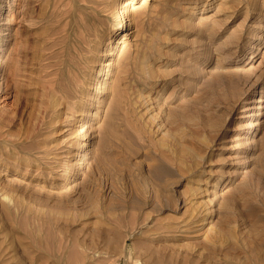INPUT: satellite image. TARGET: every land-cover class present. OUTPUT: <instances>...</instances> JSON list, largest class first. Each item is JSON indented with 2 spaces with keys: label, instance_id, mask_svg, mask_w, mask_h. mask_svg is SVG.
<instances>
[{
  "label": "rangeland",
  "instance_id": "374dc122",
  "mask_svg": "<svg viewBox=\"0 0 264 264\" xmlns=\"http://www.w3.org/2000/svg\"><path fill=\"white\" fill-rule=\"evenodd\" d=\"M116 1L0 0L2 54L7 70L17 68L7 81L0 75V264H83L111 230L120 253L113 242L94 264H137L167 211L195 221L180 236L192 244L177 256L185 252L186 264H264V116L249 133L262 161L235 165L218 149L262 97L264 0H134L117 39ZM82 37L94 54L76 49ZM86 55L94 62L85 68ZM80 76L72 108L42 111L47 84L72 91ZM223 169L208 200L202 192ZM156 193L178 209L142 224ZM159 252L154 261L165 264Z\"/></svg>",
  "mask_w": 264,
  "mask_h": 264
},
{
  "label": "bare ground",
  "instance_id": "6f19581e",
  "mask_svg": "<svg viewBox=\"0 0 264 264\" xmlns=\"http://www.w3.org/2000/svg\"><path fill=\"white\" fill-rule=\"evenodd\" d=\"M133 1L134 0H117L116 1V3H115V5L111 8L112 10H111V18H110V20H109V28H110V30H112L113 32H112V35L114 34V37L117 39V37L118 36H120L121 35V37H123L124 36V34L125 33H122L121 34V32H122V30H123V27H124V24H125V20H124V18H125V14L129 11V9H130V7H132V4H133ZM20 2V1H19ZM18 2V3H19ZM84 2V1H83ZM80 3V2H79ZM68 4V3H67ZM13 5V4H12ZM11 5V6H12ZM19 5V4H18ZM28 5V4H27ZM131 10V9H130ZM17 14V13H16ZM204 17V16H203ZM201 18V17H200ZM8 19V18H7ZM55 19V18H54ZM7 21L8 20H6V22L5 23H7ZM213 21V20H212ZM65 26V25H64ZM62 27H63V25H62ZM65 29V28H64ZM19 31H20V29H19ZM22 31V30H21ZM132 31V30H131ZM213 31V30H212ZM93 34H95L94 32H93ZM0 35H2L1 33H0ZM14 35H15V33H14ZM16 36V35H15ZM15 36H14V38H15ZM20 37V36H19ZM19 37H18V39H19ZM55 37V36H54ZM89 37V36H88ZM13 39V38H12ZM16 39V38H15ZM14 39V40H15ZM21 39V38H20ZM17 40V39H16ZM55 40V39H54ZM64 40V39H63ZM87 40H89V38H85V37H82V38H80L79 39V45L77 44V47H76V49H79L80 51H81V53L83 52V53H85V52H88L89 53V51H91V49L92 48H94V47H91V44H90V42H88ZM90 40H91V38H90ZM53 41V40H52ZM5 42V41H4ZM3 42V40L0 38V75L2 74V76H5V78L3 79V80H5V81H7L6 79H7V76H9V75H13V74H15V69H17L16 68V66H15V64L12 66V68H9V70H7L6 69V60H7V57H4L3 58V55L4 54H2V52L4 51V48H5V44L6 43H4ZM15 42V41H14ZM2 43V44H1ZM19 43V42H18ZM92 43V42H91ZM14 43H12V45H13ZM219 44V43H218ZM217 44V45H218ZM11 45V46H12ZM123 45V44H122ZM59 46V45H58ZM93 46V45H92ZM124 46V45H123ZM58 48V47H57ZM11 49V48H10ZM59 50V49H58ZM93 50V49H92ZM94 51V50H93ZM91 53H93L92 51H91ZM110 53V48H109V51H107L106 53H105V55H108ZM121 53V52H120ZM9 54V53H8ZM56 54V53H55ZM58 54V53H57ZM94 54V53H93ZM125 55V54H124ZM80 56V55H79ZM122 57V56H121ZM43 58V57H42ZM59 58V57H58ZM117 58V57H116ZM44 59V58H43ZM118 59V58H117ZM116 59V60H117ZM84 61H85V65H83L85 68H86V66L89 64V63H91V61H93L94 59H93V57L92 56H88V55H86V56H84V59H83ZM121 60V59H120ZM15 61V60H14ZM18 61V60H17ZM11 62H13L12 61V58H11ZM27 62V61H26ZM33 62V61H32ZM32 62H29V63H32ZM36 62V61H35ZM34 62V63H35ZM82 62V61H81ZM94 62V61H93ZM92 62V63H93ZM21 63V62H20ZM48 63V62H47ZM46 63V64H47ZM96 63V62H95ZM116 63H118V62H116ZM23 64V63H22ZM49 64V63H48ZM57 64V63H56ZM59 64V63H58ZM109 62L106 64V66H109ZM17 65V64H16ZM27 65H29V64H27ZM34 65V64H33ZM60 65V64H59ZM116 65V70H115V72L113 73V74H115V73H117V71L119 70V67H120V64H115ZM26 66V65H25ZM24 66V67H25ZM35 66V65H34ZM37 66V65H36ZM49 66V65H48ZM80 66V65H79ZM124 66V65H123ZM17 67H19V65L17 66ZM44 67V66H43ZM90 67V66H89ZM96 67V66H95ZM29 68H30V65H29ZM37 68V67H36ZM78 68V67H77ZM76 68V69H77ZM18 69H20V68H18ZM82 69V68H81ZM22 70H23V68H22ZM44 70V69H43ZM47 70V69H46ZM89 70H91V68H89ZM94 70V69H93ZM263 70V69H262ZM261 70V71H262ZM25 71H27V70H25ZM55 71V70H54ZM59 71V70H58ZM99 71V70H98ZM121 71V70H120ZM264 71V70H263ZM17 72V71H16ZM28 72H29V69H28ZM28 72H27V74H28ZM31 72V71H30ZM32 72H34V71H32ZM39 72V71H38ZM49 72V71H48ZM109 72V71H108ZM26 73V72H25ZM36 73V72H35ZM44 73V72H43ZM88 73V72H87ZM122 73V71L119 73L118 72V74H121ZM125 73V72H124ZM123 73V74H124ZM22 75H23V73H21ZM30 74V73H29ZM32 74V73H31ZM36 74H34V76H35ZM88 75V74H87ZM111 75V74H110ZM16 76V75H15ZM21 76V75H20ZM25 76V75H24ZM30 76V75H29ZM52 76V75H51ZM119 76V75H118ZM151 77H153L152 75H150ZM1 77V76H0ZM90 77V76H89ZM116 77V75L114 76V78ZM20 78V77H19ZM25 78V77H24ZM27 78H28V76H27ZM78 78V77H77ZM21 80L23 79V78H20ZM28 79H30V77L28 78ZM27 79V81H28V83H30L31 81L30 80H28ZM33 78H32V75H31V80H32ZM75 79V78H74ZM116 80L113 82V80H112V84L110 85L111 87H109L110 88V90L112 89V87H113V85H114V83L115 82H118V81H120V80H118L117 78H115ZM20 80V81H21ZM24 80V79H23ZM87 80V79H86ZM25 81V80H24ZM33 81V80H32ZM83 81V78H82V76H80V78H78V80L76 81V84H78V88H76L75 87V89H72V91H63V90H58V89H56L55 87H53V85L52 86H49V84H47V86L43 89V87L45 86L44 84V86H41V89H43V95H44V99H43V101H42V106L44 107L43 108V110L42 111H44V109L46 110V109H50L51 111H53V112H57V111H59V110H63V108H65L66 107V109H67V111H68V109L70 108L69 106H71L73 103H71V101H73V100H75L78 96H80L79 95V93H81L82 92V87L80 86V84H81V82ZM89 81V80H88ZM87 81V82H88ZM23 82V81H22ZM262 82L264 83V78H262ZM24 83H26L27 84V82H24ZM31 83H33V82H31ZM36 83V82H35ZM46 83H47V81H46ZM88 84V83H87ZM110 84V83H109ZM117 84V83H116ZM119 84V83H118ZM28 85H30V84H28ZM35 85V84H34ZM63 85V84H62ZM77 86V85H76ZM116 86V85H115ZM86 87V86H85ZM71 90V89H70ZM74 90V91H73ZM109 90V89H108ZM107 90V91H108ZM126 90V89H125ZM106 91V92H107ZM113 91V90H112ZM127 91V90H126ZM79 92V93H78ZM42 93H41V96H42ZM86 93V92H85ZM84 94V93H83ZM86 95V94H85ZM84 95V96H85ZM82 96V95H81ZM260 96H264V85L263 86H261L260 87ZM262 97H257V98H254V99H251V100H249L248 101V104L246 105V106H244L243 108H242V114L239 116V119H240V121L239 122H237V123H235L234 124V126L232 127V133L231 134H229L226 138H225V140H224V142H225V144L224 145H222V146H220L218 149H224L225 147L230 151V153H229V155H228V158H233L234 159V161L232 162L233 164H235V165H237V164H240V165H245V164H248L249 162H251V161H253V160H263V159H261L262 158V154L260 153V152H255L256 151V147L255 146H253V144H254V142L255 141H253V139L252 138H250L249 137V133L251 132V130H252V128H253V126H254V123H256V121L257 120H259V119H261L263 116H264V99H262ZM82 98V97H81ZM80 98V99H81ZM83 99V98H82ZM40 101H41V99H40ZM128 101H129V99H128ZM67 107H69V108H67ZM71 108H72V106H71ZM77 110V109H76ZM81 110V109H80ZM48 111V110H47ZM73 111V110H72ZM71 111V112H72ZM79 112V111H78ZM85 111H81L80 113H78L77 115H78V117H77V120H76V122L73 124V129H72V131H75L76 132V134L77 135H80L81 134V128H82V125L80 124L81 123V120H82V118H83V115H86V114H83ZM166 112V111H165ZM168 112V111H167ZM43 113V112H42ZM45 113V112H44ZM59 113V112H58ZM75 113V112H74ZM50 114V113H49ZM72 114H73V112H72ZM166 114V117H165V119L166 118H168L170 115L172 116L173 114H171V112H169V114L170 115H168L167 113H165ZM48 115V114H47ZM46 115V116H47ZM168 115V116H167ZM57 116V115H56ZM44 117V116H43ZM49 117V116H48ZM163 117V116H162ZM50 118V117H49ZM164 118V117H163ZM44 119V118H43ZM48 119V118H47ZM145 121L146 120H148V119H144ZM143 120V121H144ZM164 120V119H163ZM262 120V119H261ZM48 121V120H47ZM50 121V120H49ZM147 122V121H146ZM144 123V122H143ZM148 123V122H147ZM147 123L145 124V126L147 125ZM159 123V122H158ZM157 124V123H156ZM79 125H81V126H79ZM144 125V124H143ZM152 125V124H151ZM151 125H149V127L151 126ZM145 126H143V127H145ZM160 126V125H159ZM158 126V127H159ZM157 127V126H156ZM147 129H148V127H147ZM149 129H151V128H149ZM153 129V128H152ZM149 131V130H148ZM152 131V130H151ZM153 131H156L155 129L153 130ZM75 141V140H74ZM72 143H74V142H72ZM77 143H79L77 140H76V144ZM259 148V147H258ZM261 149H262V147H261ZM183 151V150H182ZM187 153V152H186ZM146 154V153H145ZM184 155V157H186V155H185V152L183 151V153L181 152V155ZM74 155H75V152L73 153V151H70L69 152V154L66 156V162H69V164L68 165H71V164H73V163H75V161L77 160V159H75V158H73L74 157ZM182 155V156H183ZM181 156V157H182ZM183 158V157H182ZM184 159V158H183ZM227 159V158H226ZM182 160V159H181ZM203 161H204V159H203ZM200 162V161H199ZM201 162H202V160H201ZM255 162V161H254ZM260 163H262V162H260ZM259 163V164H260ZM66 166H67V164H66ZM72 166V165H71ZM261 165H259V167H260ZM263 166V165H262ZM261 166V167H262ZM243 167V166H242ZM149 168V167H148ZM52 169V168H51ZM53 170V169H52ZM260 171H262V170H260ZM230 171H229V169H223V170H221V173L219 174L220 175V177L217 179V181H216V185L214 184H212V187H214V189H212V188H210V189H206V191H203L202 193H203V195H206V197H208L207 199L209 200V198L214 194V192H215V188L216 187H218L217 186V183H225V178L223 177V176H226V175H228V173H229ZM232 172H234V171H232ZM256 173V172H255ZM260 173V172H259ZM233 175V174H232ZM149 184L151 183V182H148ZM241 185H243V184H241ZM257 185V184H256ZM151 186H153V185H151ZM257 187V186H256ZM150 188H152V187H150ZM240 188H241V186H240ZM258 188V187H257ZM256 188V189H257ZM153 189V188H152ZM162 189V188H161ZM241 189H243V188H241ZM255 189V188H254ZM259 189H260V187H259ZM258 189V190H259ZM152 191V190H151ZM153 191H154V189H153ZM152 191V192H153ZM164 191V190H163ZM165 191L167 192V190L165 189ZM260 191V190H259ZM150 192V191H149ZM161 192V191H160ZM256 192H257V190H256ZM154 193H155V191H154ZM161 194V193H160ZM258 194V193H257ZM256 194V195H257ZM153 195V194H152ZM169 195V193L168 194H162V195H159V194H154L153 195V197H151V199L149 200V206H150V209L148 210H146V211H148V212H146L147 214H146V216L144 217V219L143 220H141V222H142V224H146V223H148L149 221H150V219L152 218V216L154 215V214H160V212H162L163 210H170V211H174V210H176V209H178L177 207H171V205L173 204V203H175L174 202V200H173V203H172V201H171V203H170V197L168 196ZM145 196H146V194H145ZM144 196V198H146ZM151 196V195H150ZM160 196H163L164 198H165V200H166V204H165V202L164 201H161V198H160ZM254 196H255V194H254ZM253 196V197H254ZM177 198V197H176ZM175 198V199H176ZM148 199H149V196H148ZM178 199V198H177ZM182 199V198H181ZM178 200L179 202H178V204H179V207H182V205H184V203H186V202H184V200ZM210 199H212V198H210ZM246 199V198H245ZM144 200H146V199H144ZM142 202V201H141ZM148 202V201H147ZM194 203H195V201H193ZM243 202H244V200H243ZM243 202H242V204H243ZM246 203V205H247V202H245ZM244 203V204H245ZM145 204V203H144ZM224 204H226L225 202H224ZM141 205V204H140ZM175 205V204H174ZM173 205V206H174ZM176 206H177V204H176ZM244 207H245V205H244ZM212 209V208H211ZM251 210V209H250ZM163 213H165V212H163ZM167 213H169L168 211L165 213L166 214V216H164V218L161 216L160 217V215H158L159 217H157L156 216V218L154 219V222H158L159 221V223H157V225L155 224V229H156V232H154V234H153V236L151 237V239H150V241H149V244L148 245H146L145 247H143V248H145V250H141V252L140 253H138L137 254V259L138 260H140V262L138 261V260H136V261H138L137 262V264H158L157 262H155L154 261V255L155 254H157V253H160L159 251H161V254H165L166 256L163 258L164 259V263L165 264H168L167 262H169V263H172V262H175L176 264H186L188 261H185V260H182V259H184L186 256V254H185V252L187 253V250L190 248V246H188V244H191L190 243V241H189V243L187 244V243H185V241L183 242V243H181L180 241H181V239H180V236L181 235H183V234H186L187 235V233L188 232H191L190 230H191V228L193 229V227L194 226H196V224L193 222V221H191V222H189V218H183V219H179L178 217H180V216H178V217H175V216H172L173 214H167ZM191 215V214H190ZM194 215V214H193ZM192 216V215H191ZM257 215H255V217H256ZM155 217V216H154ZM196 217V216H195ZM258 217V216H257ZM256 217V218H257ZM163 218V219H162ZM259 219H260V217H259ZM256 221V220H255ZM258 221V220H257ZM152 224V223H151ZM138 225V224H137ZM148 227V226H147ZM200 227V226H199ZM134 228V227H133ZM136 229V228H135ZM154 229V230H155ZM197 230V229H196ZM114 231H116V230H114ZM112 232V230H111V232H109L108 234H107V236L105 237V243L103 242L102 244H105L104 245V247H102L100 250L99 249H93V250H91L90 252L89 251H87L88 253L86 254V251H85V253H83V256H81L82 257V262H86V263H83V264H94V257L96 258V259H101V256L102 255H108L107 254V251H105L106 249L105 248H107V250L109 251V249L108 248H113V250L115 249L114 247H116V250H117V246H118V244H116L114 241V239H116L117 240V238L115 237L116 236V233L115 232ZM150 231V230H149ZM150 233V232H149ZM193 233V232H192ZM194 234V233H193ZM192 234V235H193ZM195 234H197V233H195ZM199 234V233H198ZM129 235V234H128ZM152 235V234H151ZM149 236V235H148ZM124 237V236H123ZM184 237V236H183ZM187 237V236H186ZM149 238V237H148ZM188 238V237H187ZM118 240H119V238H118ZM117 240V241H118ZM147 240V239H146ZM116 241V242H117ZM122 241H124V240H122ZM134 241H135V239H134ZM144 241V240H143ZM113 242H114V244H113ZM186 242H188V241H186ZM118 243V242H117ZM145 243H147V242H144V244L143 245H145ZM114 245V247H112L113 245ZM101 245V244H100ZM120 246V245H119ZM191 246H192V244H191ZM89 248V247H88ZM87 248V249H88ZM94 248H97V247H94ZM142 248V249H143ZM89 250V249H88ZM115 250V251H116ZM163 250H169L168 251V253L167 252H163ZM111 251V250H110ZM179 251H185V252H183V257L181 258L180 256H182V255H180L179 257L181 258V259H178L177 258V256L179 255ZM119 251L117 250L115 253H118ZM201 252V251H200ZM114 253V252H113ZM120 253V252H119ZM122 253V252H121ZM115 255V254H114ZM117 256H119L118 254H116ZM122 255V254H121ZM188 255V254H187ZM94 256V257H93ZM103 257V256H102ZM116 257V256H115ZM120 257V256H119ZM97 261V260H96ZM89 262V263H88ZM98 262V261H97ZM135 262V261H134ZM102 263V262H101ZM100 263V264H101ZM98 264H99V262H98ZM103 264V263H102ZM136 264V263H135Z\"/></svg>",
  "mask_w": 264,
  "mask_h": 264
}]
</instances>
